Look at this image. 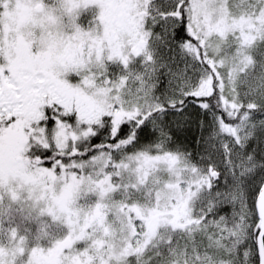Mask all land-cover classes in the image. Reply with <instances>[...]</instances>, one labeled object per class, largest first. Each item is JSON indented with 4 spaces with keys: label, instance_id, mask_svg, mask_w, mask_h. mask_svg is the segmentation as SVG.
Masks as SVG:
<instances>
[{
    "label": "snow or ice",
    "instance_id": "6c2138e0",
    "mask_svg": "<svg viewBox=\"0 0 264 264\" xmlns=\"http://www.w3.org/2000/svg\"><path fill=\"white\" fill-rule=\"evenodd\" d=\"M17 2L0 0V191L43 196L67 229L61 264L113 234L117 192L115 264H264V12L245 17L256 74L234 80L243 37L211 32L219 0H19V26ZM132 164L137 183H118Z\"/></svg>",
    "mask_w": 264,
    "mask_h": 264
},
{
    "label": "rangeland",
    "instance_id": "374dc122",
    "mask_svg": "<svg viewBox=\"0 0 264 264\" xmlns=\"http://www.w3.org/2000/svg\"><path fill=\"white\" fill-rule=\"evenodd\" d=\"M229 6L231 12H229ZM19 0L14 7L12 20L19 26L24 22L22 17H18L16 9L20 8ZM259 7L264 12V0H219L215 9L219 14V20L213 27L211 32L227 31L232 28H239L240 35L243 37L240 40V47L235 50L228 47L226 49L229 58L225 60V67L232 73L233 79H249L256 73L250 67L251 56L248 55L249 47L254 39L259 38L260 28L258 25L250 22L252 13ZM92 11V10H90ZM259 20V17H256ZM231 21V23H229ZM247 29V31H245ZM211 34V33H210ZM223 37H221V40ZM221 40L213 36L210 41L212 48H217ZM44 43L43 40L40 41ZM229 44H232L230 39ZM245 45L249 46L246 47ZM49 52L46 54V59H51L55 55V45H49ZM259 50H264V43L258 44ZM118 74V73H117ZM163 78V77H161ZM134 87V85H133ZM132 173L126 177V182L122 185H131L137 183V175L135 174L136 165L132 164ZM166 172L161 169L159 172H153L148 178L146 187L139 190V196H133V200L139 199L140 205H146L149 200L145 197L149 196L150 190L156 186V181L167 179ZM128 182V184H127ZM18 198L13 200L8 190L0 191V264H61V255L67 258V252L64 249H55L53 242L62 241L67 235V229L64 222L59 219H53L48 213L52 209L48 206L43 196L39 193L30 195L28 189L17 190ZM121 192H117L114 196H109L104 201L110 206V211L116 215H109L108 220L111 222L112 235L105 238L104 234L97 232L93 237L95 243L90 241L79 244L77 247L81 249L79 253H74L71 256L69 264H109V260L115 264L121 259V256L126 254L128 249L127 240L122 233L124 229L117 220L122 219L118 214L119 203L124 199ZM95 197H90L88 200H82L81 203L86 207L95 204ZM18 206L33 217L38 222L40 233L34 235V238H24L16 234L13 227L8 223L7 207ZM89 211L92 209L89 208Z\"/></svg>",
    "mask_w": 264,
    "mask_h": 264
},
{
    "label": "trees",
    "instance_id": "16d2710c",
    "mask_svg": "<svg viewBox=\"0 0 264 264\" xmlns=\"http://www.w3.org/2000/svg\"><path fill=\"white\" fill-rule=\"evenodd\" d=\"M129 173H132V166L123 172L118 183L125 181ZM6 211V216L8 217L7 222L11 227H13L17 235L24 238H34V235L40 233V230L38 229V222L28 213L23 211V209L18 206H10L7 207ZM30 264L33 263L30 262ZM141 264H144V261H141Z\"/></svg>",
    "mask_w": 264,
    "mask_h": 264
},
{
    "label": "flooded vegetation",
    "instance_id": "af4514ba",
    "mask_svg": "<svg viewBox=\"0 0 264 264\" xmlns=\"http://www.w3.org/2000/svg\"><path fill=\"white\" fill-rule=\"evenodd\" d=\"M22 19H23V17H22Z\"/></svg>",
    "mask_w": 264,
    "mask_h": 264
}]
</instances>
